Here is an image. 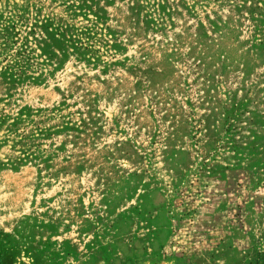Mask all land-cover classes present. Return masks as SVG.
Instances as JSON below:
<instances>
[{"label":"rangeland","instance_id":"374dc122","mask_svg":"<svg viewBox=\"0 0 264 264\" xmlns=\"http://www.w3.org/2000/svg\"><path fill=\"white\" fill-rule=\"evenodd\" d=\"M0 264H264V0H0Z\"/></svg>","mask_w":264,"mask_h":264}]
</instances>
